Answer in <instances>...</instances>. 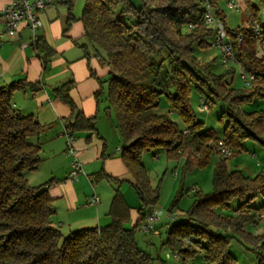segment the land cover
I'll list each match as a JSON object with an SVG mask.
<instances>
[{"label":"trees","instance_id":"16d2710c","mask_svg":"<svg viewBox=\"0 0 264 264\" xmlns=\"http://www.w3.org/2000/svg\"><path fill=\"white\" fill-rule=\"evenodd\" d=\"M244 1L250 9L257 10L251 0ZM209 2L214 15L226 27L217 0ZM126 16L135 22L126 24ZM203 16L198 0H139V7L130 0H86L79 18L84 29L85 43L80 45L84 57L95 58L101 67L109 69L106 80L90 71L99 85L94 96L98 104L103 84L108 82V119L119 130L123 141L120 158L142 202L140 217L131 229L125 227L129 208L115 190L107 225L63 235L53 220L48 183L34 187L25 177L41 163L40 145L32 139L38 138L44 128L36 118L20 114L12 104L13 93L27 83L21 79L0 87V264H152L153 259L135 240L137 226L146 216L144 211L158 198L142 166V154L183 156L186 169L201 167L221 139L196 119L190 105L192 90L207 104L218 101L225 105L218 120L226 145L241 151L243 141L250 139L264 148V112L242 109V105L264 98V55L256 56L250 28H226L237 63L257 77L251 89L229 88L223 82L224 75L211 74L192 54L194 44L201 47L215 35V29L205 24ZM74 20L69 13L66 25ZM232 31L243 35L240 45ZM33 49L44 67L54 56L42 37H37ZM74 85L72 80L64 82L52 94L70 109L72 120L67 128L75 140L80 132L96 134L97 130L96 118L84 117L74 105L70 97ZM162 99L167 102L168 114L159 112ZM172 114L182 127L172 120ZM184 130L187 134H183ZM257 196L264 198V171L248 177L239 170H228L219 160L214 169L213 192H197L184 220L176 222L172 218L166 222L167 244L184 257L192 256L197 249L207 261L233 264L227 250L229 240L220 232L229 230L251 243L257 264H264V252L256 249L264 247V234L252 236L245 232L247 225L257 224V214L264 208L252 206ZM234 200L239 203L230 210ZM216 209L231 211L232 215L216 214Z\"/></svg>","mask_w":264,"mask_h":264},{"label":"crops","instance_id":"0c3cea01","mask_svg":"<svg viewBox=\"0 0 264 264\" xmlns=\"http://www.w3.org/2000/svg\"><path fill=\"white\" fill-rule=\"evenodd\" d=\"M11 1L0 0V34L4 27L1 10ZM71 1L52 0L39 14L42 26L36 35L44 38L54 51L45 67L29 43L31 33L27 29L13 38L0 35V87L25 80L27 85L13 93L12 104L20 114L33 116L44 126L40 136L32 139L33 143L40 145L41 163L35 171L26 172L25 177L34 187L48 183L52 206L60 203L58 207L55 205L56 210L53 207L54 216L56 212H62L58 214V220L54 216L53 220L59 229L69 232L105 226L110 222L108 213L115 190L123 183L134 184L119 156L122 150L119 130L109 119L107 128L102 125L104 131H100L101 127L96 124V134L85 131L76 135L74 147L81 162V172L77 180H68L71 159L65 154L64 131L72 120L71 112L68 106L54 99L52 90L64 82L74 81V88L70 91L74 105L84 117L97 119L98 104L94 95L99 85L90 71L100 78L109 72L108 67H99L95 58L84 57L78 45V40L84 35L83 24L79 20L81 15L78 17L71 13ZM69 13L75 20L66 25ZM21 44L27 46L21 48ZM92 195L99 198L95 206L86 204ZM123 198L129 208V221L134 222V226L140 213L131 209L126 195ZM147 210L150 212L152 209ZM147 210L144 211L146 215L149 213ZM158 226H163L161 220L155 227Z\"/></svg>","mask_w":264,"mask_h":264},{"label":"rangeland","instance_id":"374dc122","mask_svg":"<svg viewBox=\"0 0 264 264\" xmlns=\"http://www.w3.org/2000/svg\"><path fill=\"white\" fill-rule=\"evenodd\" d=\"M130 1L133 6L139 7V0ZM238 1L242 4L243 9L252 10L256 14L258 19L261 22H264V0H251V5H253L257 9L255 11L253 9H250L244 0ZM85 2L86 0H72L71 13L74 16L79 17L82 13ZM217 2L219 8L222 10L225 16L226 27L231 30L249 27L244 11L238 13L229 10L226 7L227 0H217ZM124 21L129 25L135 22V20L131 16H126L124 18ZM187 31V29L184 30V32ZM232 32L235 39L237 40L236 35L241 34V32ZM210 41L211 39L207 38L204 42H202L203 44L201 47L198 46L197 43L191 47L192 54L195 60L199 65H206L208 67V71L211 74L217 76L224 75L223 82L228 83L229 85H227L229 88L232 87L236 90H244L245 88L239 77L240 68L237 61L236 64H231L227 68L222 66L219 61V52L216 49L209 47ZM83 43H85L84 37L78 40V45H81ZM253 48L256 52V56L261 58L262 53L258 49L256 42L253 45ZM99 67L101 66L99 65ZM232 70L233 73H229ZM101 78L103 80H106L108 78V73ZM107 87L108 82H105L103 84V94L99 99L97 108L98 110H96L97 119L95 125L98 124V127H101L100 131L104 129L102 128V125L107 128L109 122V117L107 115L108 110L106 109L108 107V104L106 102ZM200 101L206 104V110L201 109ZM190 105L192 110L194 111L196 119L204 124V128L213 129L218 137L221 138L219 140H223L222 125L220 124L218 118L226 109L225 105L222 102L218 101L207 104L205 99L199 97L195 90L191 91ZM242 109L246 112H264V98L256 99L251 103L244 104L242 105ZM159 112L168 114L167 102L164 99L161 100ZM171 118L172 120L177 122L180 127H182L178 117L172 114ZM120 144L121 147H123V141L121 138ZM242 146L243 149L241 151H237L236 149L228 146L231 150V154L227 157L221 156L216 150H214L209 156L206 165L201 167L194 166L190 169H186V159L183 156H181L180 158H169L165 153L160 152L156 155V158L152 152H145L142 154L141 163L148 174L150 186L158 193V198L151 206V209L161 211L160 220L163 226L155 227L156 231H158L156 235H153L150 232L143 234L139 231L138 228L141 225V222L139 223L135 231V240L137 242V245L153 259L152 264H217L215 261H207L204 258L203 253L197 249H195L196 251L192 256L187 257L181 256L178 252L173 251V248L167 244L169 235L167 233V226L164 223L170 221L168 218L169 215H171L173 217V220H175L176 222L184 220L188 212L191 210L195 200L197 199V192H200L202 194L213 192L214 169L216 163L219 162V160L225 162L228 170H239L248 177H254L261 171H264V148H262V146L257 141L250 139L243 141ZM120 155L121 152L119 156ZM117 189L123 197L124 195H126L127 203L128 205H130L132 210L137 211L141 208L142 202L138 198L136 191L132 186L123 183L120 188ZM180 192L181 194H179ZM238 203L239 202L237 200L232 201L230 203V210L234 209ZM55 205H57L58 207L60 203H57ZM55 205L53 206L54 209ZM261 205H264V198H262L261 196H257V198L252 201V206L259 207ZM214 212L216 214L223 213L224 215H232L231 211L227 210H218ZM61 213V211L56 212L54 217L58 220V214ZM133 224L134 222H131L130 220L125 223V227L131 229L133 227ZM60 231H62L63 235L65 236L70 233L69 230H62L61 228ZM71 231H75V229H72ZM220 232L223 235L227 236L229 240L227 250L233 257V264H257V257L251 243L246 241L243 237L236 234L235 232L229 230H221ZM245 232L249 233L252 236L264 234V218H259L257 224L255 225H247L245 227ZM256 249L259 252H264V247L260 246L256 247ZM174 254L177 255L175 258L173 256Z\"/></svg>","mask_w":264,"mask_h":264},{"label":"built area","instance_id":"2783aa9c","mask_svg":"<svg viewBox=\"0 0 264 264\" xmlns=\"http://www.w3.org/2000/svg\"><path fill=\"white\" fill-rule=\"evenodd\" d=\"M202 5L204 10V22L207 25L212 26L215 29V35L211 37L209 42V47L214 48L219 52V61L225 68L229 67L231 64H236V59L233 52L232 44L229 40L226 27L223 22L214 15L213 9L210 5L209 0H198ZM52 3V0H12L1 10L2 18L4 19V27L1 32V36H6L8 38H13L19 35L20 31L27 29L31 33L29 43L34 46L37 39L36 31L42 26L39 14ZM226 7L229 10L235 12L244 11L247 17L248 28H250L253 38L257 43L258 49L264 55V22H261L256 14L252 10L243 9L242 4L238 0H227ZM237 43L243 39L242 34H237ZM26 44H21V48H25ZM239 77L245 89H251L253 87L254 81L257 79L256 74L247 71L244 67L239 65ZM201 109L206 110V104L200 101ZM66 137V147L65 154L70 157V172L68 174L69 181L77 180L79 173L81 172V162L77 155V150L74 147V139L68 134V128L66 127L64 131ZM183 134H187L184 130ZM214 150H216L221 156L227 157L231 154L229 147L223 142V140H218L214 144ZM99 202L97 195H92L87 198V205H96ZM161 211L151 210L146 216L144 221L138 227L139 231L143 234L151 233L157 234L155 225L160 220ZM259 218H264V208L258 212ZM169 219L173 217L168 216ZM174 258L177 256L173 255Z\"/></svg>","mask_w":264,"mask_h":264}]
</instances>
